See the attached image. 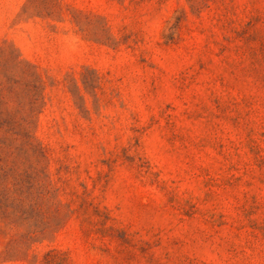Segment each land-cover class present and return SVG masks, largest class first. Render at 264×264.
<instances>
[{"label":"rangeland","instance_id":"rangeland-1","mask_svg":"<svg viewBox=\"0 0 264 264\" xmlns=\"http://www.w3.org/2000/svg\"><path fill=\"white\" fill-rule=\"evenodd\" d=\"M0 264H264V0H0Z\"/></svg>","mask_w":264,"mask_h":264}]
</instances>
